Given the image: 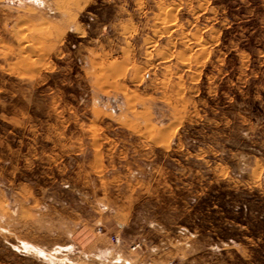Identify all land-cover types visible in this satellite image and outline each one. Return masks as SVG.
<instances>
[{"label":"rangeland","instance_id":"obj_1","mask_svg":"<svg viewBox=\"0 0 264 264\" xmlns=\"http://www.w3.org/2000/svg\"><path fill=\"white\" fill-rule=\"evenodd\" d=\"M120 259L264 264V0H0V264Z\"/></svg>","mask_w":264,"mask_h":264},{"label":"bare ground","instance_id":"obj_2","mask_svg":"<svg viewBox=\"0 0 264 264\" xmlns=\"http://www.w3.org/2000/svg\"><path fill=\"white\" fill-rule=\"evenodd\" d=\"M27 251H28V248H25ZM60 249V248H59ZM57 250V251H55L57 254L59 253V252H61V250ZM40 255H42L43 257H44V253H39ZM106 254V253H105Z\"/></svg>","mask_w":264,"mask_h":264},{"label":"built area","instance_id":"obj_3","mask_svg":"<svg viewBox=\"0 0 264 264\" xmlns=\"http://www.w3.org/2000/svg\"><path fill=\"white\" fill-rule=\"evenodd\" d=\"M112 241H114L115 243H118L119 240H118L117 237L113 236V237H112Z\"/></svg>","mask_w":264,"mask_h":264},{"label":"crops","instance_id":"obj_4","mask_svg":"<svg viewBox=\"0 0 264 264\" xmlns=\"http://www.w3.org/2000/svg\"><path fill=\"white\" fill-rule=\"evenodd\" d=\"M100 250V249H99ZM101 251V250H100ZM105 251H109V250H105ZM109 253H112L111 251H109ZM123 262V260H119V261H117L116 263H118V264H121ZM129 263V262H128Z\"/></svg>","mask_w":264,"mask_h":264}]
</instances>
